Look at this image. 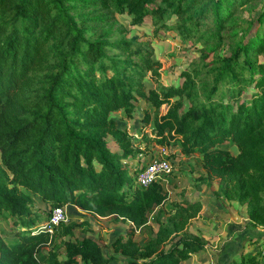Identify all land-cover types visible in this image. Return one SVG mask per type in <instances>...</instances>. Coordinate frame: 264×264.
<instances>
[{
    "label": "trees",
    "instance_id": "1",
    "mask_svg": "<svg viewBox=\"0 0 264 264\" xmlns=\"http://www.w3.org/2000/svg\"><path fill=\"white\" fill-rule=\"evenodd\" d=\"M249 1L0 0V223L11 220L20 227L11 241L0 233V264L115 261L88 236L72 240L77 223L36 232L50 216L41 221L31 211L33 197L51 211L70 205L98 218L129 222L126 235L111 244L126 264H181L204 250L200 239L187 233L202 210L200 201H183L166 222L158 213L155 232L149 224L167 200L161 180L170 173L138 185L137 175L149 162L131 173L129 160L142 151L133 148L132 136L111 116L131 117L137 99L153 108V116L147 113L142 121L153 124L152 137L145 135L143 144L178 146L184 156L199 155L204 171L199 180L219 179L216 194L246 206L251 224L264 227V61H258L264 55V32L240 42L229 56L215 55L206 63L222 44L224 22ZM76 4L79 12L89 11L71 14ZM124 14L133 25L147 16L158 21L174 15L180 34L198 33L210 49L181 73L180 85L145 92L146 74L155 81L159 76L152 51L144 44L111 41L108 32L95 27ZM94 20L93 27L88 25ZM255 22L264 28V10ZM250 87L255 92L242 101ZM225 143L237 153L232 155ZM136 232L147 241L138 245ZM56 238L64 249L62 259L53 249L41 256ZM241 263L264 261L247 256Z\"/></svg>",
    "mask_w": 264,
    "mask_h": 264
},
{
    "label": "rangeland",
    "instance_id": "2",
    "mask_svg": "<svg viewBox=\"0 0 264 264\" xmlns=\"http://www.w3.org/2000/svg\"><path fill=\"white\" fill-rule=\"evenodd\" d=\"M75 6L77 10H71L73 15H78V13L84 15L89 11L79 12L78 9L81 6L79 4ZM263 10L264 0H251L243 6L236 7L232 16L224 22L221 46L209 56L206 63L215 59V55L229 56L240 42L248 41L257 32H264V28L255 22ZM101 19L105 20L106 17L103 16ZM208 20L206 26L211 24V19ZM95 22L97 20L89 22L88 25L93 27ZM177 24L179 23L176 16L166 14L161 20L157 21L147 16L141 25H133L132 17L124 14L113 16L110 20H105L95 27L98 32H108L111 41L125 40L134 44H144L152 51L151 59L157 62L159 76L155 81L150 72L146 74L142 83L144 91L147 92L155 87L180 85L183 80L180 77L181 73L189 70L195 63H199L200 54L210 49L209 46H205V39L199 38L198 33L190 37L180 34L176 27ZM162 25L167 26L169 30L163 28ZM210 46L213 44L210 43ZM108 54L115 55L117 52L109 50ZM119 57L124 58V55L119 54ZM258 61H264V55L259 56ZM224 89L225 87H221L220 93ZM254 92L251 87L244 90L241 100L248 101ZM220 93L216 98H219ZM134 105V111L129 118L120 112L111 115L118 127L132 136L133 148L139 147L142 151L136 160H129L133 163L130 167L131 173L136 165L146 164L154 159H166L170 164V175L161 180L167 192V200L149 217V224L154 232L157 230L155 219L158 213L161 215V220L166 222L172 213L170 210L181 205L183 201H200L202 210L198 217L190 222L187 233L190 237L200 239L205 248L181 264H244L241 261L244 262L247 256L264 261V227H255L251 224L246 206L235 201H227L216 194L219 189V179L209 178L204 182L199 180V177L204 176L199 155L184 156L178 146L161 148L152 143L148 146L143 144L142 140L145 135L152 137L153 124L144 125L142 121L147 113L153 116V108L150 103L140 99H137ZM164 109V107L161 108V110ZM108 143L112 150L116 149L111 138H108ZM224 147H228L232 155L237 153L236 148L229 146L228 143H225ZM33 198L35 203L31 211L40 215L41 221H46L52 211L39 198ZM61 209L64 213V221L61 224H78L73 231L72 240L88 236L101 245L104 255H114L115 261L110 264H126L123 257L113 254L111 244L118 237L126 235L130 227L129 222H123L116 217L98 218L70 205ZM44 223H39L35 231L40 229ZM18 229L20 227L16 228L11 220L0 223V233L6 241L13 240ZM60 241V238H56L52 245L44 247L41 256H46L49 249H53L60 254L59 259H62L64 249ZM134 241L141 245L147 241V238L136 232Z\"/></svg>",
    "mask_w": 264,
    "mask_h": 264
},
{
    "label": "built area",
    "instance_id": "3",
    "mask_svg": "<svg viewBox=\"0 0 264 264\" xmlns=\"http://www.w3.org/2000/svg\"><path fill=\"white\" fill-rule=\"evenodd\" d=\"M168 173H170V164L168 160H151L147 164L145 170L137 175V184L140 186H146L152 181L162 179L163 175H167ZM63 221L64 213L62 209H54L49 219L44 224H42V227H40V229H38L36 232L45 230L51 233L52 229Z\"/></svg>",
    "mask_w": 264,
    "mask_h": 264
}]
</instances>
